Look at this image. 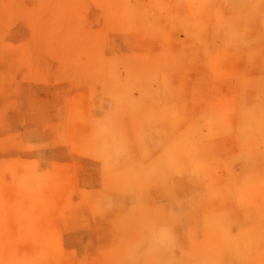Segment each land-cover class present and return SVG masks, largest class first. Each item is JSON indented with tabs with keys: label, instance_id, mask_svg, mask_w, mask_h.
<instances>
[{
	"label": "rangeland",
	"instance_id": "rangeland-1",
	"mask_svg": "<svg viewBox=\"0 0 264 264\" xmlns=\"http://www.w3.org/2000/svg\"><path fill=\"white\" fill-rule=\"evenodd\" d=\"M200 1L0 0V264H264V0Z\"/></svg>",
	"mask_w": 264,
	"mask_h": 264
},
{
	"label": "bare ground",
	"instance_id": "bare-ground-1",
	"mask_svg": "<svg viewBox=\"0 0 264 264\" xmlns=\"http://www.w3.org/2000/svg\"><path fill=\"white\" fill-rule=\"evenodd\" d=\"M197 1V0H196ZM206 0H204V1H200L201 3H203V2H205ZM242 2L244 1V0H241ZM230 2H231V0H230ZM245 3V2H244ZM205 4V3H204ZM232 4V3H231ZM199 5V4H198ZM242 5V4H241ZM200 6V5H199ZM231 6V5H230ZM234 6V5H233ZM250 6V5H249ZM256 6V5H255ZM243 7H244V5H243ZM242 9V8H241ZM233 10H234V8H233ZM244 10V9H243ZM242 12V11H241ZM244 12V11H243ZM235 13H237V10H236V12ZM236 17V16H235ZM264 24V23H263ZM264 26V25H263ZM252 125H254V123L252 124ZM255 127H256V125H255ZM189 149H190V146L188 145V146H185V147H182V149L180 148V150H181V152H185V153H187V151H189ZM177 151H179V150H177ZM263 173V172H262Z\"/></svg>",
	"mask_w": 264,
	"mask_h": 264
},
{
	"label": "crops",
	"instance_id": "crops-1",
	"mask_svg": "<svg viewBox=\"0 0 264 264\" xmlns=\"http://www.w3.org/2000/svg\"><path fill=\"white\" fill-rule=\"evenodd\" d=\"M204 1V0H203ZM207 2V0L205 1V2H203V3H206ZM202 6V5H201ZM145 18H146V15H145Z\"/></svg>",
	"mask_w": 264,
	"mask_h": 264
}]
</instances>
